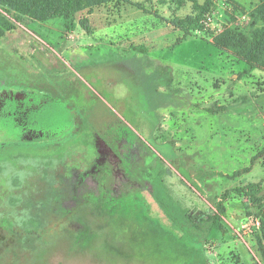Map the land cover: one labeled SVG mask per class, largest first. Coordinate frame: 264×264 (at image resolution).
<instances>
[{
  "label": "rangeland",
  "instance_id": "374dc122",
  "mask_svg": "<svg viewBox=\"0 0 264 264\" xmlns=\"http://www.w3.org/2000/svg\"><path fill=\"white\" fill-rule=\"evenodd\" d=\"M206 1L106 4L77 16L91 33L0 7V92L65 89L63 114L75 107L94 133L29 140L0 125V264H174L98 208L88 184L76 185L100 149L95 134L121 144L156 203L203 229L223 194L264 181V57L250 70L212 43L228 29L261 30V2L216 0L206 30L178 44L180 23ZM263 206L264 189L255 201L231 194L223 228L205 242L212 264H264Z\"/></svg>",
  "mask_w": 264,
  "mask_h": 264
},
{
  "label": "trees",
  "instance_id": "16d2710c",
  "mask_svg": "<svg viewBox=\"0 0 264 264\" xmlns=\"http://www.w3.org/2000/svg\"><path fill=\"white\" fill-rule=\"evenodd\" d=\"M215 1L207 0L204 5L196 4L197 15L180 23L179 28L184 32V36L178 40V44L193 33L206 30L208 17H211ZM260 2L254 17L257 22L263 23L261 30L253 35H247L228 29L215 37L212 42L222 51L234 52L237 57L242 58L248 64L250 70L256 68L260 59L264 57V0ZM110 3H130V0H0V7L8 12L13 11L28 17L35 22L64 20L68 33H74L78 27L91 33L89 19L82 18L77 21V16L87 10ZM138 7L141 8L140 5ZM14 29L13 25L9 26V31ZM3 36L4 33L0 30V37ZM35 91L50 96L56 101L59 100V102L71 95L65 89H53L45 84ZM74 110L75 107L69 106L67 114L52 119L42 139L57 142L67 137L93 133L87 118L77 115ZM155 123L152 124V128L155 127ZM95 137L100 149L92 166L77 175L76 185L88 184L95 191L98 208L109 212L121 226L135 235L137 240L141 238L143 243L150 240L158 246L161 245L174 264H212L206 255L205 245L207 243L205 242L210 241L214 232L223 228L227 214L226 203L231 194L255 201L264 189V181H262L227 191L216 204V212L209 218V226L203 229L197 224L179 221L165 207L155 202L150 191L151 184L143 179L144 176L139 166L131 162L120 151L121 144L117 140L108 142L99 134H95ZM256 159L254 158L253 164ZM251 169L239 171L230 178L249 173ZM260 216L263 225L262 253L264 257V206L260 210ZM110 249L122 258L130 259L124 250L114 246Z\"/></svg>",
  "mask_w": 264,
  "mask_h": 264
},
{
  "label": "flooded vegetation",
  "instance_id": "af4514ba",
  "mask_svg": "<svg viewBox=\"0 0 264 264\" xmlns=\"http://www.w3.org/2000/svg\"><path fill=\"white\" fill-rule=\"evenodd\" d=\"M43 101L52 105L42 110ZM57 112L66 113L63 102L39 91L9 88L0 92V125L24 139L44 138L49 120L54 119Z\"/></svg>",
  "mask_w": 264,
  "mask_h": 264
},
{
  "label": "water",
  "instance_id": "95a60500",
  "mask_svg": "<svg viewBox=\"0 0 264 264\" xmlns=\"http://www.w3.org/2000/svg\"><path fill=\"white\" fill-rule=\"evenodd\" d=\"M41 104H43L44 108H41L42 110L46 108V106L52 105L49 101H43Z\"/></svg>",
  "mask_w": 264,
  "mask_h": 264
}]
</instances>
